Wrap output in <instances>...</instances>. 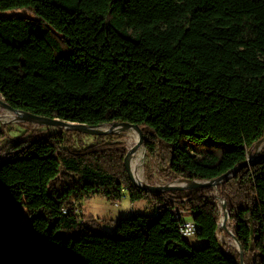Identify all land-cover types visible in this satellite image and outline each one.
Returning a JSON list of instances; mask_svg holds the SVG:
<instances>
[{
  "label": "trees",
  "instance_id": "trees-1",
  "mask_svg": "<svg viewBox=\"0 0 264 264\" xmlns=\"http://www.w3.org/2000/svg\"><path fill=\"white\" fill-rule=\"evenodd\" d=\"M14 9L33 17L1 14ZM0 97L73 123L137 124L168 176L215 179L264 138V0H0ZM73 133L4 148L0 264H242L218 238L216 190L245 264H264V156L216 187L150 192L130 180L123 144L77 149ZM95 195L146 207L96 232L79 215Z\"/></svg>",
  "mask_w": 264,
  "mask_h": 264
},
{
  "label": "rangeland",
  "instance_id": "rangeland-1",
  "mask_svg": "<svg viewBox=\"0 0 264 264\" xmlns=\"http://www.w3.org/2000/svg\"><path fill=\"white\" fill-rule=\"evenodd\" d=\"M2 15L7 16H26L33 17V14L27 11L26 9H14L11 11L1 12ZM2 99V97H0ZM10 110L6 109L0 104V126L4 131V138L0 140V160L3 159L4 148L6 147L9 141L21 136L28 135L33 131H44V132H54L57 127L38 124L36 122H29L25 120H20L17 117L13 118ZM110 128V125H103L98 127L101 130H107ZM65 130V129H64ZM142 130V129H141ZM143 132V131H142ZM144 137V136H143ZM71 140L75 148H83L96 143H121L125 146L128 151L130 148L137 144L138 133L134 129H116L113 128V132L107 133L104 135H94L84 132L74 131L71 135ZM261 154L264 153V138L262 142L257 146L249 150V154ZM141 163V164H140ZM132 165H136V170L139 177L142 180V183H147L150 185H181V178H171L167 175L166 164L164 158L159 156H150L145 149V143L143 138V144H138L135 151L130 158V168ZM141 165V166H140ZM224 182V181H223ZM222 182V183H223ZM221 184V183H220ZM218 184V185H220ZM216 185V186H218ZM213 186V187H216ZM178 189V190H184ZM217 196V200L220 207V220H219V232L218 238L221 244L231 251L232 253H238L240 259V252L242 254L243 264H245L243 250L241 245L234 238L233 234V224L230 221L229 216L224 220V208L222 207L223 202L226 201L219 196L218 191L214 193ZM81 219L84 220V226L96 231V232H114L115 223L124 216L131 213V211H143L145 208L144 201L131 202L128 196L123 197L119 201H110L107 198L95 195L89 198H85L80 201ZM143 205V207H142ZM226 209L229 213L227 203ZM183 218L185 220H190L191 212H184ZM21 222L23 224H28L27 220L22 217ZM79 232V228L73 229L71 231H65L62 233V236H75ZM206 240L201 241V245H204Z\"/></svg>",
  "mask_w": 264,
  "mask_h": 264
},
{
  "label": "water",
  "instance_id": "water-1",
  "mask_svg": "<svg viewBox=\"0 0 264 264\" xmlns=\"http://www.w3.org/2000/svg\"><path fill=\"white\" fill-rule=\"evenodd\" d=\"M0 104L3 107H5L6 109L16 113L17 118L20 120H25V121H29V122H36L38 124L54 126V127L62 128V129H71L73 131H79V132H84V133H88V134L104 135L107 133H111V132H113V127L119 126V125L122 126V128H121L122 130L123 129H134L138 133L137 144L127 151V153L124 157V167L128 173L130 180L133 182L134 185H136L137 187L142 188L146 191H150V192H162V191L178 190V189H183V188L194 189V188H201V187L216 186V185L222 183L223 181H225L228 177H230L232 174L237 172L241 166H245L252 159L260 158V157L264 156V153L262 155H259L256 153H254V154L248 153L246 161H244L240 165L233 167L228 172H226V173L222 174L221 176H219L215 179H212V180L198 181V180H187V179L181 178L182 179L181 185H173V184L163 185V186L150 185V184H147V183L145 184V183H142V182L135 180V178L131 172V168H130L131 155L135 151L136 146L138 144H143V138H144L143 132H142L141 127L139 125L128 123V122H111V123H109V125H110L109 129L101 130V129H98V127L103 126V125H107V124L92 126V125H86V124H81V123L68 122V121L60 120L58 118H49V117L39 116V115L30 113V112L15 109L12 106H10L3 98L0 99ZM262 140H263V138L259 139L254 144V147H257L262 142ZM222 207L224 208V218L222 220V223H223L224 220H226V218L229 216V214H228V211L226 209V203L225 202H223ZM235 240H237V239L235 238ZM240 262L243 264L241 252H240Z\"/></svg>",
  "mask_w": 264,
  "mask_h": 264
},
{
  "label": "built area",
  "instance_id": "built-area-1",
  "mask_svg": "<svg viewBox=\"0 0 264 264\" xmlns=\"http://www.w3.org/2000/svg\"><path fill=\"white\" fill-rule=\"evenodd\" d=\"M181 231L184 237L193 239L197 233L196 224H192V220H186L181 225Z\"/></svg>",
  "mask_w": 264,
  "mask_h": 264
},
{
  "label": "bare ground",
  "instance_id": "bare-ground-1",
  "mask_svg": "<svg viewBox=\"0 0 264 264\" xmlns=\"http://www.w3.org/2000/svg\"><path fill=\"white\" fill-rule=\"evenodd\" d=\"M10 112L14 113L13 111H10ZM12 117H13V118H16V117H17L16 113H14V115L12 114ZM113 128L121 129L122 126L119 125V126H115V127H113ZM140 164H141V163H140ZM140 166H141V165H140ZM131 172H132V174H133L135 180H137V181H139V182H142L141 178L139 177V175H138V173H137L136 165H132V167H131ZM192 224H195V223L192 221Z\"/></svg>",
  "mask_w": 264,
  "mask_h": 264
},
{
  "label": "crops",
  "instance_id": "crops-1",
  "mask_svg": "<svg viewBox=\"0 0 264 264\" xmlns=\"http://www.w3.org/2000/svg\"><path fill=\"white\" fill-rule=\"evenodd\" d=\"M133 203V202H132ZM142 207H143V205H142ZM145 207H146V204H145ZM138 211V210H137Z\"/></svg>",
  "mask_w": 264,
  "mask_h": 264
}]
</instances>
